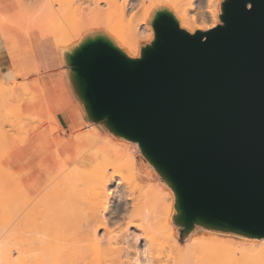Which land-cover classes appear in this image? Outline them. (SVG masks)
Returning a JSON list of instances; mask_svg holds the SVG:
<instances>
[{
    "label": "water",
    "instance_id": "water-1",
    "mask_svg": "<svg viewBox=\"0 0 264 264\" xmlns=\"http://www.w3.org/2000/svg\"><path fill=\"white\" fill-rule=\"evenodd\" d=\"M189 34L156 14L130 59L103 38L67 63L88 117L138 141L178 195L175 223L264 237V0H223Z\"/></svg>",
    "mask_w": 264,
    "mask_h": 264
},
{
    "label": "bare ground",
    "instance_id": "bare-ground-1",
    "mask_svg": "<svg viewBox=\"0 0 264 264\" xmlns=\"http://www.w3.org/2000/svg\"><path fill=\"white\" fill-rule=\"evenodd\" d=\"M222 2L223 0H0V15H3L0 16V28L5 26L9 30L5 38L2 35L0 42L8 41L15 35H23L35 55H39L41 49L48 50L53 46L58 61L67 64L79 46H68L60 32L71 33L77 43L78 39L101 27V23L106 22L107 26H111L108 20L112 18V21L115 19L112 26L117 24V20L122 30V26L128 25L124 30L127 28L129 33V28H133L131 39H126L135 44L154 36L153 28L148 24L147 26L146 22L150 23L153 14L162 9L169 10L178 27L187 33L205 32L222 24ZM138 18L145 23L141 21L143 24H140ZM107 26L102 27L113 33ZM115 35L114 38L119 40L125 36L119 33V37L117 33ZM19 109L28 118L26 109ZM12 120H8L11 133L8 128L4 131L0 127V142L5 139L7 141L9 134L14 135L12 131H16L17 125ZM24 125L19 126L24 129L26 124ZM31 128L29 134L38 131L37 125ZM23 133L22 138L28 134L26 131ZM13 138L15 140L16 136ZM81 141L90 146L89 153L76 161V165L71 167L72 171L66 170V163L58 159L60 166H57L60 169L57 178L62 176L60 174L64 175L58 178L59 181L53 179L50 182L53 176L47 181L50 186H46L52 187L44 195L47 187L46 190H39H44L42 194L39 192L42 196L38 197L40 202H36L35 207L31 204L25 212L21 210V206L15 210L18 213L16 215L23 212L17 216L19 220L11 210L13 217L10 230L8 234L5 232L7 236L0 235V264H24L22 256L25 255H29V264H264V237L239 234L240 240H235L207 231L209 234L206 236L190 235L184 238V242H180L177 227L181 228L182 224L179 221L177 225L173 223L179 214L178 195L172 182L162 172L154 170L156 166L149 161L138 141L117 132L102 134L96 130L83 134L77 141L78 145ZM16 143L13 145L16 146ZM13 145L11 148L15 147ZM137 154H140L148 166L145 173L141 172L138 165ZM123 168L134 175L133 179L128 180V177H124L126 175L120 173ZM20 182L16 183L21 187L22 193L27 194ZM14 195L10 196L12 200L8 198L19 205L15 201L18 195ZM35 195L38 196L37 193ZM21 196H18L19 200ZM28 212L32 213V217L34 215L31 221Z\"/></svg>",
    "mask_w": 264,
    "mask_h": 264
},
{
    "label": "rangeland",
    "instance_id": "rangeland-1",
    "mask_svg": "<svg viewBox=\"0 0 264 264\" xmlns=\"http://www.w3.org/2000/svg\"><path fill=\"white\" fill-rule=\"evenodd\" d=\"M2 12V11H1ZM161 12H167V13H169V14H171L172 15V13L169 11V10H166V9H162V11ZM4 15H5V13H4ZM0 16H3L2 14L0 15ZM155 17H156V14H153V16H152V18H151V20H150V23L147 21L146 22V25L148 24V25H150L151 26V28H153V23H154V20H155ZM2 18V17H1ZM0 18V19H1ZM107 18H109V17H107ZM104 19H106V18H104ZM112 19V18H111ZM111 19H109L108 21L109 22H111V24H109V22H107V24H109V25H111V26H107L106 25V22L105 23H101L100 25H101V27H98V28H95L93 31L94 32H92L91 34H88V35H86L85 37H83V38H81V39H78L77 40V43H76V39H73V36L71 35V33H69V32H66V33H63V32H60L59 34H61V36L62 37H64V39L66 40V43L68 44V46H73V45H78V46H80L81 44H83V43H85V42H87L88 40H93V39H97V38H103V39H105V40H107V41H109L116 49H118L121 53H123L125 56H127L128 58H130V59H139L140 57H141V51H142V49H144L145 47H147V46H150L151 44H152V42L154 41V36L153 37H151V38H148V39H144L143 41H138L137 43H135V44H131L130 42H127V39L128 38H130L131 37V32L133 31L131 28H129L130 30H129V33L127 32L128 30H127V28H125V30H124V27H128V25H126V26H122V28H123V30L120 28V26H118V25H120V23L118 24V22L119 21H117L116 20V22L115 23H117V24H114V26H112V24L114 23V20L112 21ZM117 19V18H116ZM2 20V19H1ZM0 20V21H1ZM102 20H103V18H102ZM111 20V21H110ZM137 20V19H136ZM140 19L138 18V21H139ZM137 21V23H139ZM142 20H140V22H141ZM144 21V20H143ZM142 21V22H143ZM2 22V21H1ZM102 22V21H101ZM104 22V21H103ZM140 23V24H143V23ZM123 23V22H122ZM144 23H145V21H144ZM105 24V25H104ZM121 25H125V24H121ZM147 25V26H148ZM102 26H107V28H111L110 30H113V33L112 32H108L107 30H106V28L105 27H102ZM206 26H209V24L208 25H206ZM131 27V26H130ZM127 30V31H126ZM132 30V31H131ZM154 30V29H153ZM9 32V30L5 27V26H2L1 28H0V40H1V37H2V35H4L3 36V38H5V34H7ZM128 34H127V33ZM110 33H112V34H114V36L116 37V35H115V33H117V37H119L118 36V33L121 35V36H124V38L126 39V41H123L124 40V38H122L121 36H120V39L121 40H119L118 38H114V36L112 35V34H110ZM126 33V34H125ZM146 34H148V32L146 33ZM9 36V35H8ZM126 36H128V37H126ZM148 36V35H147ZM10 37V36H9ZM8 37V38H9ZM19 37H24L23 35H15V36H13V37H10L9 39H8V41H15L17 38H19ZM131 39V38H130ZM133 42H135V41H133ZM3 43H5V41L3 42ZM60 63V62H59ZM62 64H64L63 62H62ZM65 65V64H64ZM16 75L18 76L17 77V79L16 80H11V79H7V80H5L4 78H3V76H2V74H1V72H0V99L2 100L1 102H0V127L2 126L4 129H2V130H7V128L10 130V128H9V126H10V123H9V121L8 120H12V122H13V124L15 125H17V127H16V131L15 130H13L12 131V134H14L13 136L11 135V134H9V137H10V139H9V137L7 138V141H5V140H2L1 142H0V235L1 234H4V235H1V236H5L6 235V233L8 234V232H9V230H10V223H11V220H12V214H11V212L13 213V214H18L17 213V211H15V210H18V208L20 207V208H22L21 210L22 211H26V210H28L29 208L28 207H30V205L31 204H33V206L35 207V205H36V202H40V200H39V196H41V194H42V192L44 191V190H46L47 189V191L46 192H44L43 193V195L45 194V193H47L48 192V188L49 189H51V187H48V186H46V185H49V182H48V184H46L45 185V187H43V184H41V185H34V188L32 187L31 188V190L29 191V193L28 194H24V193H22V190H21V187H19L18 185H17V183L16 182H19V180L20 179H23V180H25V181H27V179H30L29 180V183H33V182H35L36 180H37V178H38V172L36 171V170H33V169H31L30 168V166L28 165V160H27V149H28V141H25L27 138H29V137H34L35 139H37V138H39V139H37L36 141H34L33 142V148H35V147H39V146H43V148L41 149V151L45 154V155H47V158H48V160H50L48 163H51L54 159H53V157H52V153H53V151L55 150L56 151V154H57V158H56V162H55V167H54V175H53V177H52V180L50 181V182H52L53 181V179L54 180H56V179H58L57 178V174H58V169H60L59 168V163L60 162H58L57 163V160L58 159H61V160H63V162H65L66 163V167H68V168H66V170H68V169H71V167H73L74 165H76V161L77 160H80V159H82V158H84L88 153H89V149H90V146L88 145V144H86L84 141H81V143H80V145H78V143L76 144L75 143V145H76V147H77V157L71 162V163H69V162H67L66 161V159L64 158V155H62L61 153H60V150H59V147H60V145L59 146H57V143L58 142H61V143H63L64 141H66V139H68V137L69 136H67L66 134H65V132L63 131V130H61L59 127H58V125H57V123L55 122V119H54V117H53V115H52V113L48 110V108H47V106H46V104H45V101H44V97H43V94H42V91H41V88H40V85H39V83H38V80H37V75H36V72H34V73H31L28 77H26V78H23V77H21L20 76V72H17L16 73ZM42 101V102H41ZM3 103V104H2ZM83 102L81 101V104H82ZM4 105V106H3ZM3 106V107H2ZM2 107V108H1ZM4 107H6V108H4ZM20 107H22V108H27V110H28V112H29V115H28V118H30V119H28V118H26V117H24L19 111H18V109L20 108ZM3 108H4V110H3ZM10 108V109H9ZM51 114V116H52V118H53V120H50L49 119V117H48V114H47V111ZM3 110V111H2ZM11 112H10V111ZM20 110V109H19ZM9 112H10V114L11 115H9ZM19 112V114H20V116H19V114H17ZM16 113V114H15ZM8 115H9V117H11L10 119H9V117H8ZM19 117H18V116ZM22 115V116H21ZM19 118V120H18V118ZM16 117V118H15ZM23 117V118H22ZM20 119H21V121H20ZM31 119H34V120H31ZM24 120H26V121H24ZM20 121V123H18ZM24 121V122H23ZM40 121V122H39ZM9 123V125H7L8 123ZM24 123L26 124V127L23 129V127L25 126L24 125ZM29 123V124H28ZM28 124V125H27ZM34 124V125H33ZM19 125H23V127L22 126H19ZM36 125H37V129H38V131H36L34 134L33 133H30L29 134V132H31L32 131V126H34V127H36ZM49 125V126H48ZM55 125H56V129H55ZM6 126V127H5ZM18 126H19V128H18ZM1 127V128H2ZM21 127V128H20ZM94 127V126H93ZM30 128V129H29ZM54 128V129H53ZM95 128V129H94ZM93 128V130H96L97 132H100L99 130H98V128H96V127H94ZM22 129V130H21ZM52 129V130H51ZM18 130V131H17ZM21 130V131H20ZM31 130V131H30ZM92 129H90V130H86L83 134H87L88 133V131L89 132H91V131H93ZM23 131H26V134H27V136L26 135H24V138H22L23 137ZM28 131V132H27ZM40 131V132H39ZM82 130H77L76 132H73V133H71L70 135L71 136H73V135H75L76 133H79V132H81ZM19 132H21L20 134H21V136H19ZM87 132V133H86ZM9 133H11V130L9 131ZM38 133H40V134H38ZM83 134H81V135H79L78 136V138L76 139V141H78L79 139H81L82 138V136H83ZM12 137H11V136ZM39 135V136H38ZM42 135V136H41ZM16 136V138H15V140H14V138L13 137H15ZM41 136V137H40ZM111 136V135H110ZM26 137V138H25ZM11 138H12V140H11ZM18 139H21V140H18ZM16 140H18V141H16ZM11 141V142H10ZM21 141V142H20ZM4 142V143H3ZM15 142H17L16 144V146L15 145H13ZM10 145V146H9ZM11 145H13V146H15L14 148H11ZM10 147V148H9ZM9 148V149H8ZM78 157H81V158H78ZM136 158H137V161H138V165L140 166V169H141V172L142 173H145L147 170L146 169H148V166H146V164H145V162L142 160V158H141V156H140V154H137V156H136ZM59 161V160H58ZM57 165H59V166H57ZM142 166V167H141ZM70 167V168H69ZM73 169V168H72ZM72 169L70 170V171H72ZM19 171V175L17 176V177H15L13 174H12V171L14 172V171ZM66 170H64V171H66ZM154 170L155 171H157V169L154 167ZM122 171L124 172V173H122ZM145 171V172H144ZM64 173V172H63ZM120 173L122 174V175H126V176H124V177H128L127 179L129 180V179H133V176L134 175H130L129 174V172H128V170L126 171V169L125 168H123V169H121L120 170ZM141 173V174H142ZM66 174V173H65ZM131 174H132V172H131ZM60 175H64V174H60ZM61 176V177H62ZM129 176H131V177H129ZM55 177V178H54ZM60 177V178H61ZM10 179V180H9ZM24 181V182H25ZM58 181H59V179H58ZM11 182V183H10ZM54 183V182H53ZM52 184V183H51ZM55 184V183H54ZM12 185V186H11ZM50 186V185H49ZM54 186V185H53ZM43 187V188H42ZM47 187V188H46ZM44 189L43 191L41 190V191H39V192H41V194L38 192V190L37 189ZM46 188V189H45ZM165 188V187H164ZM9 189H11L10 190V192L11 193H13V195L15 194V192H16V194L19 196H21V195H23V196H21L20 198L22 199V197H23V199L20 201L19 199H18V196H17V199H15V197H13L14 199H15V201H17L18 202V204L19 205H17L16 204V202H14V201H12L11 202V200H12V196L13 195H8V194H11V193H9ZM16 190V191H15ZM13 191V192H12ZM15 191V192H14ZM36 192H38L37 194H38V196L37 195H35V193ZM8 193V194H7ZM14 195V196H15ZM27 195V196H26ZM11 196V197H10ZM8 197H10L11 198V200H10V198H8ZM30 197V198H29ZM39 197V198H38ZM42 197V196H41ZM28 198H29V200H28ZM36 198V199H35ZM9 199V200H8ZM31 199H32V201H31ZM7 200L9 201V202H7ZM37 200V201H36ZM23 201V202H22ZM29 201V202H28ZM35 201V202H34ZM6 202H7V204H6ZM28 202V203H27ZM34 202V203H33ZM12 203V204H11ZM10 204H11V206H10ZM21 204V205H20ZM22 204L25 206H22ZM35 204V205H34ZM17 205V206H16ZM38 205V204H37ZM40 205V204H39ZM38 205V206H39ZM15 207V208H14ZM24 207V208H23ZM11 208H14V210L13 209H11ZM19 208V209H20ZM25 208H27V209H25ZM37 208V207H36ZM40 208V207H39ZM31 209H32V206H31ZM33 209H35V208H33ZM12 210V211H11ZM21 210H19V211H21ZM36 210V209H35ZM39 210V209H38ZM18 211V212H19ZM21 211V212H22ZM30 211V210H29ZM32 211V210H31ZM23 213V212H22ZM22 213H19V215H16V217L17 216H20ZM27 213V212H26ZM28 213H30V215H31V217H30V215H29V220L31 221L32 220V218L34 217V215H33V217H32V213L31 212H28ZM37 213V212H36ZM34 214H35V212H34ZM11 215V216H10ZM24 215V214H23ZM22 215V216H23ZM26 215V214H25ZM21 218H23V217H21ZM16 219H18V217L16 218ZM19 220V219H18ZM33 220H35V219H33ZM174 221V220H173ZM174 223V225H177L176 223H175V221L173 222ZM29 225H32V223L31 224H29ZM9 226V227H8ZM177 227V226H176ZM196 228V229H195ZM198 228V229H197ZM182 229V230H181ZM194 229V230H193ZM6 230H8V231H6ZM177 230H178V239H179V241L180 242H184L183 240H185L186 238H188L190 235H196V236H206L207 234H209V232L211 233V232H215V233H218V234H220L222 237H224V238H228V237H230V239L232 238V239H235V240H240V238H241V236L240 235H238V234H236V233H232V232H229V231H222V230H215V229H210V228H207V227H205V226H202V225H198V224H196V225H194L189 231H185L183 228H179V227H177ZM215 230V231H214ZM194 231V232H193ZM203 231V232H202ZM207 231H209V232H207ZM221 231V232H220ZM6 232V233H5ZM194 233V234H193ZM197 233V234H196ZM201 234V235H200ZM0 236V237H1ZM7 236V235H6ZM180 236V237H179ZM185 238V239H184ZM22 259H23V261H24V264H25V262H26V264H29V262H28V260H29V255H25V256H22ZM26 259V260H25ZM20 264H23V262L22 263H20Z\"/></svg>",
    "mask_w": 264,
    "mask_h": 264
},
{
    "label": "crops",
    "instance_id": "crops-1",
    "mask_svg": "<svg viewBox=\"0 0 264 264\" xmlns=\"http://www.w3.org/2000/svg\"><path fill=\"white\" fill-rule=\"evenodd\" d=\"M41 50L39 55L38 53L35 55L26 37H19L15 41H5V43L0 42V72L5 80H16L18 77L17 72H20V76L23 78L36 72L48 110L52 113L58 127L69 136L63 143L58 142L57 146L60 145V153L64 155L67 162L71 163L78 154L75 143L77 144L76 139L79 135L94 127L98 128L102 134H109V131L102 123H94L88 117L73 87L69 67L67 64L59 63L55 48L50 46L48 50ZM25 109L29 115L27 108ZM47 114L49 119L53 120L48 111ZM77 130L82 131L73 136L70 135ZM37 139L29 137L25 140L28 141V165L31 169L36 170L40 176L33 183H29L30 179H27V181L19 180L21 181L20 184L24 186L23 188H26L27 194L36 184L45 186L48 183L47 181L54 175L56 151L54 150L52 153L54 160L48 163L50 160L41 151L43 146L37 148L32 146ZM12 174L17 177L19 171H12ZM37 190L39 192L40 189Z\"/></svg>",
    "mask_w": 264,
    "mask_h": 264
}]
</instances>
